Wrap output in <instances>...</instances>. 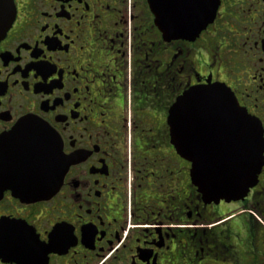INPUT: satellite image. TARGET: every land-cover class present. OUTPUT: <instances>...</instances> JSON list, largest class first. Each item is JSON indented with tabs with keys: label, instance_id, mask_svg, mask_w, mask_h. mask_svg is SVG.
<instances>
[{
	"label": "flooded vegetation",
	"instance_id": "obj_1",
	"mask_svg": "<svg viewBox=\"0 0 264 264\" xmlns=\"http://www.w3.org/2000/svg\"><path fill=\"white\" fill-rule=\"evenodd\" d=\"M13 1L0 264H264V162L242 196L206 200L171 124L188 90L225 84L264 129V0H159L158 22L150 0ZM54 139L58 185L35 166Z\"/></svg>",
	"mask_w": 264,
	"mask_h": 264
},
{
	"label": "water",
	"instance_id": "obj_2",
	"mask_svg": "<svg viewBox=\"0 0 264 264\" xmlns=\"http://www.w3.org/2000/svg\"><path fill=\"white\" fill-rule=\"evenodd\" d=\"M159 18V0H150ZM16 15L13 0H0V40L11 27ZM214 17L210 15V18ZM181 29L183 37L199 34ZM175 106L185 110L180 134L175 133V108L171 111L172 136L181 155L193 162L192 177L204 199L240 197L255 184L264 162V129L262 122L240 106L235 94L225 84H210L188 90ZM225 136L231 140L224 141ZM22 144V142H21ZM38 158L35 166L45 168L54 184H60L65 171L62 142H35ZM62 162V163H61ZM63 164V166H62ZM53 172L49 173V169ZM47 176V173L38 176ZM39 184V183H38ZM40 197L51 189H33Z\"/></svg>",
	"mask_w": 264,
	"mask_h": 264
}]
</instances>
